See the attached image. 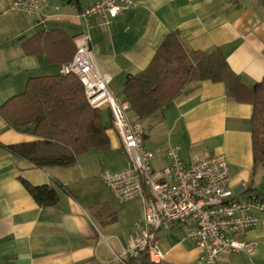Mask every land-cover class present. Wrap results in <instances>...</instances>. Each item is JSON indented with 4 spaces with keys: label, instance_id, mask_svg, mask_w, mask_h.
Returning a JSON list of instances; mask_svg holds the SVG:
<instances>
[{
    "label": "crops",
    "instance_id": "obj_1",
    "mask_svg": "<svg viewBox=\"0 0 264 264\" xmlns=\"http://www.w3.org/2000/svg\"><path fill=\"white\" fill-rule=\"evenodd\" d=\"M95 1L44 0L41 12L32 13L0 0V105L23 91L29 77L60 73L82 34L89 35L98 67L121 99L127 76L147 66L170 31L187 50L219 48L245 86L264 76V0H132L107 24L79 15ZM251 115L250 103L227 98L224 83L189 81L160 113L141 120L143 145L154 153V169L167 164L171 145L179 146L184 163L224 153L233 192L259 195L264 205V168L251 172ZM107 133L109 149L90 150L69 167L39 168L4 147L34 136L0 115V264H126L123 250L135 234L134 222L143 220L144 201L137 196L120 202L100 179L101 160L111 170L127 165L117 134L111 128ZM21 179L55 188L57 203L39 205ZM253 212L258 222L242 237L254 243V253L223 255L225 264H264V208ZM156 243L165 264H200L202 250L182 225L158 230Z\"/></svg>",
    "mask_w": 264,
    "mask_h": 264
},
{
    "label": "built area",
    "instance_id": "obj_2",
    "mask_svg": "<svg viewBox=\"0 0 264 264\" xmlns=\"http://www.w3.org/2000/svg\"><path fill=\"white\" fill-rule=\"evenodd\" d=\"M43 4L44 0H11L9 7L40 13ZM131 5L132 0H96L80 8L79 15L107 24ZM75 44L72 60L62 64L60 73L78 78L89 105L109 110L112 130L127 158L124 168L104 169L100 179L118 201L137 196L144 201L143 220L134 222L135 234L123 250L124 262L142 254L150 262H163L156 232L172 225L184 226L186 237L202 250L200 264H225L221 257L227 254L252 255L255 245L242 234L258 222L253 209L261 211L264 205L259 195L233 192L226 154L206 153L184 163L179 146L171 145L165 153L167 164L154 169V153L143 145L145 128L139 119L128 117L129 102L110 90V76L99 69L89 35L77 36Z\"/></svg>",
    "mask_w": 264,
    "mask_h": 264
},
{
    "label": "trees",
    "instance_id": "obj_3",
    "mask_svg": "<svg viewBox=\"0 0 264 264\" xmlns=\"http://www.w3.org/2000/svg\"><path fill=\"white\" fill-rule=\"evenodd\" d=\"M193 80L222 82L228 99L252 105V175L258 167L264 168V76L253 86H245L219 48L187 50L177 32L170 31L147 66L127 76L122 93L130 104L129 111L141 121L160 113ZM0 115L11 126L34 136L4 147L35 167H69L90 150L110 148L107 130L112 129L111 123L105 125L100 108L89 105L73 73L29 77L23 91L0 105ZM21 182L39 205L57 203L55 188L31 185L24 179ZM247 190H251V183ZM127 264L165 263L150 262L142 254L129 258Z\"/></svg>",
    "mask_w": 264,
    "mask_h": 264
},
{
    "label": "rangeland",
    "instance_id": "obj_4",
    "mask_svg": "<svg viewBox=\"0 0 264 264\" xmlns=\"http://www.w3.org/2000/svg\"><path fill=\"white\" fill-rule=\"evenodd\" d=\"M100 110H101V116H102V120H103L104 124L109 125V122H110L109 110L106 107H102V108H100ZM128 115L130 116L131 114L128 113ZM143 123L144 122H142V124ZM115 152L116 151H111L112 156L115 154ZM101 163H102V167H104L102 170L111 168L106 162H104V160H101ZM105 163H106V165L104 166ZM154 165H157L156 161H154Z\"/></svg>",
    "mask_w": 264,
    "mask_h": 264
}]
</instances>
